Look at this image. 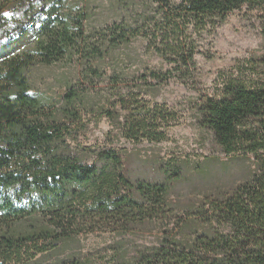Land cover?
<instances>
[{
  "label": "trees",
  "instance_id": "1",
  "mask_svg": "<svg viewBox=\"0 0 264 264\" xmlns=\"http://www.w3.org/2000/svg\"><path fill=\"white\" fill-rule=\"evenodd\" d=\"M175 1L119 0L129 18L92 26L89 0H0V264H264V57L248 59L196 108L221 153L254 158L222 196L181 205L172 192L188 180L183 164L165 162L159 180H134L123 152H100L90 164L68 143L87 136L88 116L95 126L107 119L111 145L167 141L181 117L144 90L182 66L179 78H191L189 28L244 5L264 8V0ZM137 2L142 10L132 9ZM138 39L173 68L148 70L128 86L108 62ZM59 64L75 66L78 77L54 103L30 74ZM146 227L158 230L151 246L66 255L83 237Z\"/></svg>",
  "mask_w": 264,
  "mask_h": 264
},
{
  "label": "rangeland",
  "instance_id": "2",
  "mask_svg": "<svg viewBox=\"0 0 264 264\" xmlns=\"http://www.w3.org/2000/svg\"><path fill=\"white\" fill-rule=\"evenodd\" d=\"M180 0L175 1L179 3ZM149 7V5H147ZM92 26L110 25L131 12L119 4V0H89ZM143 9L137 2L133 8ZM147 7L148 11L149 8ZM189 43L194 50V68L191 78L182 80V72H173L172 79L165 83L153 82L146 88L144 98L153 104H164L177 112L180 122L167 130L168 140L162 143L143 141L139 144L122 141L111 145L107 142L110 129L106 118L88 116L90 125L87 136L79 141H68L79 152H86L92 164L100 152L113 150L123 152L128 160L131 177L136 179H162L159 168L165 162L180 163L186 167L188 180L177 185L172 198L179 204L197 203L205 196L219 197L243 181L252 168L253 157L236 156L227 158L217 146L214 136L199 125L197 105L204 96H213L225 78L236 76L238 67L248 59L264 57V8L259 5H244L225 18L214 17L199 30L191 26L188 31ZM108 67L125 74L127 85L133 76L145 74L148 70L170 71L173 66L163 61L144 39L116 51ZM110 74V71L107 73ZM78 77L75 66L59 64L52 67H36L30 74L31 84L41 97L57 102L65 92L68 83ZM201 168L194 170L196 166ZM158 230L146 227L132 234L93 235L83 237L66 249L67 254L91 252L121 243L133 252L141 246L157 242Z\"/></svg>",
  "mask_w": 264,
  "mask_h": 264
}]
</instances>
